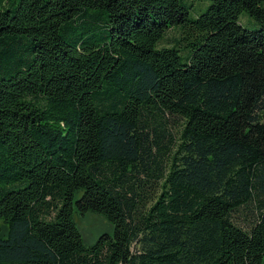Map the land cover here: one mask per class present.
<instances>
[{"label":"trees","instance_id":"16d2710c","mask_svg":"<svg viewBox=\"0 0 264 264\" xmlns=\"http://www.w3.org/2000/svg\"><path fill=\"white\" fill-rule=\"evenodd\" d=\"M0 264H264V0H0Z\"/></svg>","mask_w":264,"mask_h":264},{"label":"rangeland","instance_id":"374dc122","mask_svg":"<svg viewBox=\"0 0 264 264\" xmlns=\"http://www.w3.org/2000/svg\"><path fill=\"white\" fill-rule=\"evenodd\" d=\"M194 6L203 8L204 4L194 1ZM240 22L245 28L250 30H257L262 26L260 21L253 19L246 11L241 13ZM181 36L182 34H180V31L169 30L167 36L161 42V45H173ZM76 219L85 239L90 243L94 242L101 232L105 231L108 227L110 228L107 221L96 214H87L86 216L77 217ZM236 220L243 225L250 223L252 220L251 211L244 210L240 212Z\"/></svg>","mask_w":264,"mask_h":264}]
</instances>
